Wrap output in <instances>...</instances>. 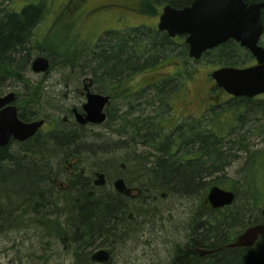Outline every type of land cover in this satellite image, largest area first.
<instances>
[{
	"label": "rangeland",
	"instance_id": "374dc122",
	"mask_svg": "<svg viewBox=\"0 0 264 264\" xmlns=\"http://www.w3.org/2000/svg\"><path fill=\"white\" fill-rule=\"evenodd\" d=\"M50 1L48 0V4ZM69 1L54 0L52 6L46 10L36 28L37 35L40 40H43L41 47H45L46 52L37 51L35 57L40 54L48 57L53 44L44 39L49 36L54 37L51 31L58 35L56 45H59V42H65L64 38L68 36L78 39L79 47L90 48V53L81 60L70 62H68L70 55L58 53L52 58L48 57L52 65L48 74H39L30 70L25 80L10 82L0 95L16 92V105L21 107L26 117L31 120L36 118L48 120L38 135L44 144H48L51 140V144H55L52 138L54 134L76 132L74 133L76 140L69 146V150L70 156L75 155L79 160L77 166L81 174L84 169L86 175L97 179L93 173L96 167L106 165L108 160L116 162L120 164L118 169L123 170L122 177L128 186L138 187L143 192L138 199L126 200L128 205L126 217L131 221L129 231L122 230L118 239L113 240L114 242L110 241L104 247L113 251L110 264H173L172 256L175 251L182 248L190 237H197L200 233L199 221L202 219V209L206 208L203 205L202 196L206 197L210 189L217 185L206 187L205 190L192 196L173 195L167 190L154 192L142 189L147 180L144 179L145 166H142V169L139 163L143 160L141 163L146 164L143 157L151 156L153 151L147 144L136 143L133 140V129L125 128V119L137 121L138 118L143 121L149 118L155 122L157 128L164 129L165 135L173 133L178 121L181 124L185 121L189 122L193 115L203 117L205 121L204 116L208 105L219 103V100H222L220 103L226 100L217 92L212 96L215 81L210 77L213 70L223 66L219 57L228 54V51L221 54V50H212L213 52L210 51L204 58L195 60L188 55V48L185 49L181 45L182 37L173 41L171 48L156 43V39L153 38L157 37L156 33H161L155 31L158 14L157 10L154 14L150 11L153 10L152 5H156L161 12L163 6L169 3L168 0H142L147 1L149 7H152L150 11L149 8L139 7L138 0H84L83 6L80 0H73L75 1L72 4L74 9L67 13L65 9ZM19 2L20 0H0V10H7L8 7L11 9V6ZM128 7L135 9L129 10ZM71 24L73 27L70 30H64V26ZM60 27L63 28L60 29ZM108 30L110 32H107ZM97 44L99 48H95ZM110 44L122 46L125 52L129 49L131 53H127L126 57L132 54L134 59L132 61L135 63L126 66V70L123 69L124 73H112L113 75L108 76L112 78L99 81L101 73L94 76L92 70L86 71V69L91 65V68L97 70L98 64L93 60L98 58L99 54L95 52ZM153 47L162 49L164 52L152 53ZM165 58L170 60L165 61ZM183 70H185L183 73L185 80L182 82L177 80L176 72ZM191 70H198L192 76L193 78L187 75V72ZM120 75L122 84L117 83ZM85 79L88 80V84L89 79L92 80L90 89L95 93L104 95L111 93L115 96L107 109L109 118L103 124L87 126L75 124L74 109L83 111L82 106L87 101L86 95L81 92L85 89ZM170 80H173L172 86H164L165 83L169 84ZM178 86H180L179 91ZM254 101L257 102L256 104L264 102V96ZM251 119L240 133L246 135V144L251 150L264 149V130L255 131L254 129L248 132L250 124L261 121V116L253 118L252 121ZM51 127L55 130L46 133ZM152 134L150 135L154 136ZM245 162V160L235 162L227 176L242 180L241 176L235 175V171L245 166ZM61 171L64 176L65 170ZM106 175L108 183L100 190L117 192L114 186L116 178L110 177L108 173ZM238 199L219 214L232 217L237 213L240 217L242 213L239 214L237 209L241 208L242 201ZM136 202L139 205L136 206ZM248 214L247 212L245 215ZM252 215L251 219L255 221L256 213L253 212ZM235 221L231 222L228 230V235L231 237L244 230L250 223V220H247V223L242 226V221L236 223ZM43 234L46 235L42 230L28 228L21 230L12 227L0 228V264H78L73 250H68L67 245L61 242L55 243V237L51 239V245H45L44 248V242H48L50 238L47 237V240H44L41 238ZM97 250L99 249L93 250L92 254ZM208 259L205 262L209 263ZM199 261L203 264L202 258H199ZM95 264L99 263L95 262Z\"/></svg>",
	"mask_w": 264,
	"mask_h": 264
},
{
	"label": "trees",
	"instance_id": "16d2710c",
	"mask_svg": "<svg viewBox=\"0 0 264 264\" xmlns=\"http://www.w3.org/2000/svg\"><path fill=\"white\" fill-rule=\"evenodd\" d=\"M83 1L80 0L81 5ZM192 1L168 0L175 7H183ZM74 2L70 0L67 4L65 9L67 13L74 9L72 8ZM53 3L54 0L49 4L48 0H20L17 5L11 6V9L8 7L7 10H0V93L10 82L25 80L27 73L32 70L36 52H46V48L41 47L43 40L37 35L36 28ZM145 3L148 4L147 1ZM152 7L150 12L154 14L156 9L155 6ZM64 27V30L68 31L73 24ZM51 33L54 37L49 36V39H44L53 44L48 57L52 58L58 53L70 55L68 56L70 62L81 60L90 53V48L79 47L80 41L68 36H65V42L56 45L58 35L54 31ZM156 36L153 38L156 39V43L166 45L167 48H171L173 41L181 39L169 38L164 33H156ZM181 45L185 49L188 48L183 38ZM99 47L98 44L95 46V48ZM216 49L221 50V54L228 51V54L219 57L223 66L246 67L253 62L252 55L234 40H229ZM151 50L152 53L164 52L155 47ZM95 53L99 54V57L93 60L98 64L97 70L89 65L86 71L92 70L94 76L101 73L99 81L112 78L108 76L116 72L122 74L126 66L135 63L132 61L134 60L132 54L126 57L127 53H131L129 49L125 52V48L117 47L116 44H110L106 48L101 47ZM209 53L210 51L202 58ZM167 60L170 59L165 58V61ZM184 72L185 70L176 72L177 80L182 82L185 80ZM197 72L198 70H191L187 75L193 78L192 76ZM118 79H121V75ZM172 83L173 80H170L169 84L165 83L164 86H172ZM218 89L215 87L212 96L217 92L226 100L209 104L205 111V121L203 117L195 115L189 122L185 121L181 124L178 121L170 135H165L163 128L154 129L153 120L149 118L141 121L139 128L134 124L135 121L129 122V130L133 129L134 132L133 140L136 143L147 144L153 151L151 156L143 157L146 164L141 163L143 160H140L142 165L139 163V166H145L144 179L147 180L142 189L154 192L167 190L173 195L192 196L216 184L234 191L236 199L242 201L241 208L237 211L239 214L248 212L247 216L241 214L238 217L237 213L232 217L227 214L219 216L212 210L209 215L212 217L210 220L207 218L199 221L200 233L193 241L197 240L205 244L208 249L223 247L237 236L238 233L232 237L228 235L231 222L235 219V223L242 221V226L247 220H250L249 225L260 223L262 220L260 212L264 208V149L251 150L246 144V135L240 133L251 118L252 121L253 118L260 116L262 120L250 124L248 132L254 129L264 130V102L256 104L254 99L235 98ZM177 90H180V86ZM257 110L259 112H256ZM20 115L24 119L27 118L23 111ZM120 132L122 133V129ZM74 133L76 132L54 134L52 138L55 144H51L52 140L44 144V141L36 136L34 138L36 140H27L23 145L24 148L21 150L24 153L9 152V144L0 148V228L42 230L46 235L43 234L41 238L44 240L50 238L48 242H44V248L45 245H51V239L55 237V243L61 242L67 245L68 250H73L78 264H95L92 260V251L104 248L110 241L118 239L122 230L129 231L131 221L126 217L128 205L121 194L112 190L102 191L100 188L90 192V185H93L91 175H80L69 190L52 193V163L58 157L70 156L69 146L76 140ZM238 160L246 161L245 166L235 171V175L241 176L242 180L227 176ZM119 165L108 160L106 165L102 164L95 169L108 173L110 177L122 176L123 170L118 169ZM218 210L220 213V209ZM253 212L257 216L255 221L251 219ZM212 256L213 258L208 259L209 263L205 262L207 260L201 263L264 264V240H260L255 249H221ZM172 257L175 261L173 264H200L199 258H201L187 248Z\"/></svg>",
	"mask_w": 264,
	"mask_h": 264
},
{
	"label": "water",
	"instance_id": "95a60500",
	"mask_svg": "<svg viewBox=\"0 0 264 264\" xmlns=\"http://www.w3.org/2000/svg\"><path fill=\"white\" fill-rule=\"evenodd\" d=\"M263 9L264 1L248 4L245 0H193L181 8L168 4L160 17L158 29L166 31L171 37L185 35L189 56L195 60L201 59L204 53L230 39L239 42L255 56L258 64L245 68L220 67L211 73V77L216 81V87L224 89L228 94L253 98L264 94V48L258 44L264 32ZM31 68L35 73H46L51 68V61L46 56H38L33 60ZM89 80L84 112H76V118L80 124H103L107 120L105 109L109 104V97L92 92V80ZM15 99L14 92L0 97V147L8 145L12 139L27 140L44 124L43 120L28 123L20 120L17 107L12 104ZM7 104L9 105L3 108ZM105 183L104 173H99L95 184L101 186ZM114 186L117 192L132 195L133 189L123 177L116 179ZM235 197L234 191L219 186L212 187L208 195L213 208L230 206ZM262 216L264 218V209ZM260 239H264V222L248 227L228 246L253 247ZM214 252L215 250L202 249L201 255ZM92 260L109 264L111 252L99 249L92 254Z\"/></svg>",
	"mask_w": 264,
	"mask_h": 264
},
{
	"label": "flooded vegetation",
	"instance_id": "af4514ba",
	"mask_svg": "<svg viewBox=\"0 0 264 264\" xmlns=\"http://www.w3.org/2000/svg\"><path fill=\"white\" fill-rule=\"evenodd\" d=\"M153 1V0H152ZM252 2H257V1H252ZM138 4H139V7H143V8H145V3L142 1V0H138ZM170 4V3H169ZM155 7H156V10H157V14H158V22H159V20H160V15L162 14V12H163V10L160 12L159 11V8H158V6H156V5H154ZM165 6V5H164ZM163 6V7H164ZM129 8V10L130 9H132V10H134L135 8L134 7H128ZM262 15H263V23H264V12L262 13ZM152 16V15H151ZM158 22H157V24H158ZM155 31L156 32H159L158 31V28H157V25H156V29H155ZM161 33H164V34H166L168 37H169V35H168V33L166 32V31H163V32H161ZM170 38V37H169ZM172 39H174V38H172ZM259 44L262 46V47H264V33H263V35L261 36V38H260V41H259ZM245 49V48H244ZM247 50V49H246ZM257 63V61H256V59L255 58H253V63H251V65L250 66H252V65H254V64H256ZM130 76V75H129ZM84 83H85V85L87 86L88 85V80L87 79H85V81H84ZM117 83L118 84H122V81L121 80H119V81H117ZM93 84H94V82H93ZM85 85H84V88L86 89V87H85ZM92 89H93V86H92ZM91 90V89H90ZM124 90H126V88H124ZM91 91H93V90H91ZM81 92H82V94L83 95H86L87 94V92H86V90H81ZM93 92H95V91H93ZM105 95H107L108 97H109V104L107 105V108H106V113H107V119L109 118V114H108V112H107V109H108V107L111 105V103H112V100L114 99V95L113 94H111V93H109V94H105ZM262 96H264V95H260V96H257V97H255V98H253V99H257V98H261ZM250 99V98H249ZM17 106H18V104H17ZM207 107V106H206ZM206 107H205V109H206ZM208 108V107H207ZM21 110V107H19L18 106V110ZM76 109H74V113L76 112L75 111ZM78 110V109H77ZM79 111V110H78ZM80 112V111H79ZM20 118H22L21 116H19ZM41 119H44L45 120V124H44V126L47 124V122H48V120L46 119V118H36L35 120H41ZM75 119H76V116H75ZM22 120L23 121H25V122H30V121H33V120H31V118H29V117H27L26 119H24V118H22ZM26 120H29V121H26ZM131 121V123H133L135 120L134 119H131L130 120ZM129 120H127V119H125V125H126V129H128L129 130V122H130ZM142 120H139L138 118H137V121H135V125L139 128V126H140V122H141ZM157 123V122H156ZM76 125L77 124H79L80 126H87V125H84V124H80L78 121H77V119H76V123H75ZM133 124V125H134ZM153 125H154V129H158L157 127H156V124H155V122H153ZM43 126V127H44ZM43 127L41 128V130L43 129ZM169 129H170V127H169ZM55 129L53 128V127H51L50 129H48L47 131H46V133H50V132H53ZM39 135V131H38V133L37 134H35L34 136H32L31 138H29V139H27V140H30V139H34L36 136H38ZM132 138H134V134L132 135ZM27 140H25V141H23V142H21V141H18V140H12L11 141V144H9L10 146H9V152H15V153H21V149H23L24 148V144L26 143V141ZM22 153H24V151H22ZM78 162H79V160L75 157V155H73L72 157L71 156H68V157H66V156H63V157H58V159L55 161V162H53L52 163V168H53V170L51 171V176H52V184H53V190L56 192V191H59V192H64V190H69L70 189V187L75 183V180H76V178L78 177V176H85L86 174H85V170L83 169V171H82V174L80 173V171H79V169H78V166H77V164H78ZM66 167V169H64ZM124 167V166H123ZM61 170H65V171H63V172H65V174H64V176H63V173H62V171ZM93 173H94V176L95 177H97L98 176V174L99 173H104V175H105V179H106V183L104 184V185H101V186H97L96 184H95V180H96V178H94V177H92V181H93V185L91 186L90 185V192H92V190H97V189H99V188H101L102 186L104 187V186H106L107 185V183H108V179H107V175H106V173L105 172H103V171H99V170H96V169H94V171H93ZM61 176H62V178H61ZM120 177H122V176H120V175H117V176H115V178L116 179H118V178H120ZM61 178V179H60ZM115 182V181H114ZM128 184V183H127ZM132 187V189H133V192H132V196H128V195H125V194H121V193H119V192H116V193H119V194H121L123 197H124V201L126 202V200H128V201H130L131 200V198H134V199H138L139 197H141L142 196V194H143V192L141 191V190H139L138 189V187H133V186H131ZM208 195H209V193H208ZM208 195H206V197H203L202 196V198H203V205L206 207L205 209H202V213H201V220H207V218L209 217V215H210V212L213 210L214 211V213H216V214H218L219 216H220V214L218 213V209H214V208H212L211 207V203H210V201H209V199H208ZM236 200V199H235ZM235 202V201H234ZM135 205H138V204H136L135 203ZM136 207V206H135ZM227 208H229V207H227ZM223 209H226V207L225 208H221L220 209V211H222ZM212 218V217H211ZM211 218H208L209 220L211 219ZM261 221H263L264 222V218L263 217H261ZM236 220V219H235ZM239 220V219H238ZM249 227V226H248ZM248 227H246V228H248ZM246 228L244 229V230H246ZM244 230H242V231H240L238 234H237V236L231 241V242H228L227 244H225L223 247H219V248H216V249H210V250H215V252L213 253V254H210V255H205V256H202L201 255V250L202 249H204V248H206L205 247V244H201V243H199L197 240H194L193 241V239H194V237H191L190 238V240L187 242V243H185L184 245H183V247L182 248H180V249H178V250H176L175 251V254H176V256H177V254H179L180 252H183L184 251V249H188V251H191V250H193V252H195V253H197V255H199L201 258H203L204 260H202L201 262H203V261H205V260H207L208 258H210V257H212L213 258V256L212 255H215L216 253H218L221 249L223 250V249H230V250H243V249H255L256 247H257V244L259 243V241L260 240H264V239H260V240H258V242L256 243V245L255 246H253V247H237V248H230L228 245L230 244V243H233V242H235L237 239L236 238H238V236L242 233V232H244ZM206 249H208V248H206ZM111 251V253L113 252L112 250H110ZM173 261H174V258H173ZM175 262V261H174Z\"/></svg>",
	"mask_w": 264,
	"mask_h": 264
},
{
	"label": "bare ground",
	"instance_id": "6f19581e",
	"mask_svg": "<svg viewBox=\"0 0 264 264\" xmlns=\"http://www.w3.org/2000/svg\"><path fill=\"white\" fill-rule=\"evenodd\" d=\"M52 193H54V194H55V191H53V190H52Z\"/></svg>",
	"mask_w": 264,
	"mask_h": 264
}]
</instances>
